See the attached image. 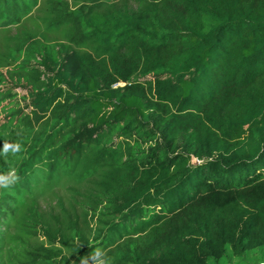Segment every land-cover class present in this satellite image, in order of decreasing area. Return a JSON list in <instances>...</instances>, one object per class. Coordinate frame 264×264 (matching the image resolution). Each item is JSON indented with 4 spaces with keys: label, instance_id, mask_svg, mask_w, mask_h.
Segmentation results:
<instances>
[{
    "label": "trees",
    "instance_id": "1",
    "mask_svg": "<svg viewBox=\"0 0 264 264\" xmlns=\"http://www.w3.org/2000/svg\"><path fill=\"white\" fill-rule=\"evenodd\" d=\"M111 1L71 13L91 52L45 45L18 81L49 133L17 182L37 161L51 176L82 160L100 172L105 235L80 238L77 264L97 249L106 264H211L264 248V0ZM38 5L0 0V21Z\"/></svg>",
    "mask_w": 264,
    "mask_h": 264
},
{
    "label": "rangeland",
    "instance_id": "2",
    "mask_svg": "<svg viewBox=\"0 0 264 264\" xmlns=\"http://www.w3.org/2000/svg\"><path fill=\"white\" fill-rule=\"evenodd\" d=\"M110 4L136 8L138 0H112ZM83 5L84 0H39L19 22L7 25L0 21V150L5 143L21 148L16 155L11 151L7 156L0 154V176L7 180L15 177L20 161L41 146L49 133V120L36 119L27 106L29 101H24L29 85L18 81L36 69L45 45L66 44L80 53L92 51L71 16ZM7 91L14 97L5 99ZM11 108L23 111L13 122ZM100 179V172L85 160L59 168L52 176L37 161L26 174L27 184L16 181L10 187L0 186V196L8 198L7 216L0 224V264H49L44 260L49 250L57 254L60 264H77L76 249L85 247L80 238L94 244L105 235L106 220L92 203ZM104 258L102 254L88 264H99ZM211 264H264V248Z\"/></svg>",
    "mask_w": 264,
    "mask_h": 264
},
{
    "label": "clouds",
    "instance_id": "3",
    "mask_svg": "<svg viewBox=\"0 0 264 264\" xmlns=\"http://www.w3.org/2000/svg\"><path fill=\"white\" fill-rule=\"evenodd\" d=\"M20 150L21 148L19 145L13 146V145L5 143L3 145V149L0 150V154L7 156L9 151H11L13 155H16ZM18 180H19L18 176L14 177L12 180H7L6 177L0 176V182H3L2 184H0V186L10 187L12 184H14ZM100 256H101V251L99 249H97L94 253L91 254V258L94 261ZM81 264H88V259L86 258L85 260H83ZM99 264H106V261L101 260L99 261Z\"/></svg>",
    "mask_w": 264,
    "mask_h": 264
}]
</instances>
